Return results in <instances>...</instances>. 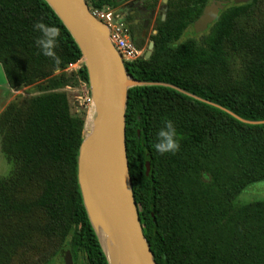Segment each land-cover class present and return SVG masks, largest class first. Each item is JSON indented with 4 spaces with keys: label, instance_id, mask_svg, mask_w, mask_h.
Here are the masks:
<instances>
[{
    "label": "trees",
    "instance_id": "16d2710c",
    "mask_svg": "<svg viewBox=\"0 0 264 264\" xmlns=\"http://www.w3.org/2000/svg\"><path fill=\"white\" fill-rule=\"evenodd\" d=\"M90 9L124 0H86ZM211 0H167L156 19L151 54L126 61L136 80L163 82L232 111L264 120V0H230L206 33L186 37ZM60 28L54 65L34 46L37 20ZM136 47L144 38L129 30ZM74 38L46 0H0V65L11 89L36 84L38 93L0 113V149L11 171L0 176V264H12L27 243H52L37 264L69 250L73 264H108L88 219L77 182L84 115L73 114L66 91L88 84ZM180 148L155 151L165 120ZM125 141L134 197L157 264H264V200L238 204L248 184L264 180V122H244L174 87L128 89ZM148 162V171H146Z\"/></svg>",
    "mask_w": 264,
    "mask_h": 264
},
{
    "label": "water",
    "instance_id": "95a60500",
    "mask_svg": "<svg viewBox=\"0 0 264 264\" xmlns=\"http://www.w3.org/2000/svg\"><path fill=\"white\" fill-rule=\"evenodd\" d=\"M167 0H163L166 3ZM247 0H234L235 3ZM81 51L87 70L94 109L92 126L82 140L77 155V182L88 219L99 240L108 264H157L146 240L134 197L126 155L125 111L128 89L136 85L162 84L226 110L174 85L134 79L113 46L108 26L96 18L86 0H46ZM230 0H211L194 22V31H202L216 19ZM166 11V7H164ZM163 19L165 13H163ZM148 43L145 58L151 54ZM149 163L146 162L148 171ZM100 235L102 240L100 239ZM63 264H73L71 252L64 253Z\"/></svg>",
    "mask_w": 264,
    "mask_h": 264
},
{
    "label": "rangeland",
    "instance_id": "374dc122",
    "mask_svg": "<svg viewBox=\"0 0 264 264\" xmlns=\"http://www.w3.org/2000/svg\"><path fill=\"white\" fill-rule=\"evenodd\" d=\"M128 3H146L148 5H152L154 3V13L157 17L163 14L165 6L163 0H124L121 1L119 6L117 7L109 6L110 10L113 12L112 17L115 21L121 22V13L119 12V8ZM258 15L264 18V2L260 7ZM144 31L147 32V34H151L154 32L153 28L150 26L148 28H144ZM202 33L206 32L204 31ZM182 36H184L185 38L197 36V33L193 32L192 27H188ZM145 38V45L142 48L146 51V43L148 41V37ZM82 64L83 60L80 59L75 63L69 64L65 71L75 72L81 67ZM63 89L67 93L71 112L77 115H84L85 120L90 105L92 104L89 85L84 81L79 80L77 84L73 86H67ZM37 93L38 87L36 84L23 86L18 89H11L5 80L4 72L2 66L0 65V113L10 102L21 98H28ZM10 171L11 165L9 162H7L0 149V176H6ZM253 200H264V180L248 184L234 199V201L238 204L247 203ZM20 249H24V252H18L17 254H15V258H13L12 264H37L43 259L45 255H48L53 250V244L47 242L45 243L44 241H42L38 245H34V243L31 242L27 243L23 248ZM65 251L66 250L62 251L54 260H52L48 264H63Z\"/></svg>",
    "mask_w": 264,
    "mask_h": 264
},
{
    "label": "clouds",
    "instance_id": "9594fccd",
    "mask_svg": "<svg viewBox=\"0 0 264 264\" xmlns=\"http://www.w3.org/2000/svg\"><path fill=\"white\" fill-rule=\"evenodd\" d=\"M33 30L39 34L34 40V46L43 56L49 57L54 65H60L62 60L57 54L61 36L60 28L41 19L34 22ZM184 39L185 37L181 36L177 42L173 43L172 47H178ZM153 147L159 154L175 153L179 150V136L172 120L163 121L156 130Z\"/></svg>",
    "mask_w": 264,
    "mask_h": 264
},
{
    "label": "flooded vegetation",
    "instance_id": "af4514ba",
    "mask_svg": "<svg viewBox=\"0 0 264 264\" xmlns=\"http://www.w3.org/2000/svg\"><path fill=\"white\" fill-rule=\"evenodd\" d=\"M119 12L121 13L120 20L127 30L129 40L132 42L129 30L134 31V33L136 35H141V37H143L144 40L146 39L145 37H148L147 38L148 41L146 43V46L148 49V43L151 41L150 36L156 32V30L154 28L156 26L157 16L154 13L155 12L154 3L152 5H148L146 3L145 4L144 3H137V4L128 3L126 5L121 6L119 8ZM159 16H161V19H163V17H162L163 14L159 15ZM211 23H208L206 29H204L202 31H198V32L194 31V27H193L194 23H193L191 27L193 29V32L197 33V36H191V37H198L202 32L208 31V27ZM149 26L152 27L154 30V32L151 34L150 33L147 34V32L144 31V28H148ZM134 46H136V45L134 44ZM142 47L139 49H141L143 51V56H145L147 50L146 51L143 50ZM143 56H141V57H143Z\"/></svg>",
    "mask_w": 264,
    "mask_h": 264
},
{
    "label": "built area",
    "instance_id": "2783aa9c",
    "mask_svg": "<svg viewBox=\"0 0 264 264\" xmlns=\"http://www.w3.org/2000/svg\"><path fill=\"white\" fill-rule=\"evenodd\" d=\"M90 10L96 18L108 26L110 40L124 62L132 61L143 56V51L134 46L129 40L127 30L122 22L113 19V12L109 6Z\"/></svg>",
    "mask_w": 264,
    "mask_h": 264
},
{
    "label": "bare ground",
    "instance_id": "6f19581e",
    "mask_svg": "<svg viewBox=\"0 0 264 264\" xmlns=\"http://www.w3.org/2000/svg\"><path fill=\"white\" fill-rule=\"evenodd\" d=\"M93 115H94V109H93V104L90 105V108L87 112V115L85 117V128H84V134L86 135L90 129H91V126H92V120H93ZM102 235H100V239L102 240L101 238Z\"/></svg>",
    "mask_w": 264,
    "mask_h": 264
}]
</instances>
